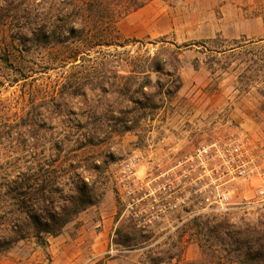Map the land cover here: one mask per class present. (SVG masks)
Masks as SVG:
<instances>
[{
    "label": "rangeland",
    "instance_id": "rangeland-1",
    "mask_svg": "<svg viewBox=\"0 0 264 264\" xmlns=\"http://www.w3.org/2000/svg\"><path fill=\"white\" fill-rule=\"evenodd\" d=\"M123 1L113 0L114 6ZM17 24L15 34L23 27ZM12 34V28L0 27L2 193L19 171L50 153L66 126L86 122L81 114L87 111L55 113L50 121L45 112L52 90L70 74L85 67L94 71L96 63L107 68L100 77L126 74L134 59L148 67L152 62L145 58L171 49L179 51V60L167 68L177 70L182 87L160 108L140 109L144 119L132 132L123 126L120 133L118 109L106 103L102 128L113 136L106 150L114 161L105 196L47 247L21 242L0 264H239L244 259L251 238L264 235V194L258 192L264 185V0H152L119 22L115 45L84 49L85 59L76 63L67 58L65 45L23 49ZM160 78L166 88L177 82ZM134 106L123 104L121 111ZM99 117L93 114L89 121ZM241 134L251 139L262 174L238 183L228 214L182 213L147 228L128 216L117 181L125 162L140 155L141 172L166 168L198 145ZM217 224L224 231H215Z\"/></svg>",
    "mask_w": 264,
    "mask_h": 264
},
{
    "label": "trees",
    "instance_id": "trees-1",
    "mask_svg": "<svg viewBox=\"0 0 264 264\" xmlns=\"http://www.w3.org/2000/svg\"><path fill=\"white\" fill-rule=\"evenodd\" d=\"M150 1L124 0L122 6H114L113 0H0V27L12 28L11 37L23 49L65 45L67 58L76 63L85 59L84 49L93 51L99 46L115 45L119 22ZM17 23L23 24L19 34H15V27L21 25ZM179 55L178 50L171 49L156 53L145 58L152 62L148 67L131 59L133 64L126 74L114 72L108 77L98 75L107 68L96 63L94 71L82 68L54 87L44 106L49 121L55 113L64 117L78 110L87 111L81 114L86 122L64 126L63 137L50 144V153L34 159L26 171H19L9 181L6 192H0V257L21 242L47 247L51 238L61 235L80 214L103 199L114 161L106 150L113 136L102 128L106 103L118 109L115 111L120 114L117 119L122 125L121 134L123 126L124 132L135 131L145 116V112L139 113L140 109L160 108L182 87L177 70L167 68L173 59L179 60ZM153 74L158 76L155 81ZM161 75L176 77L177 82L166 88ZM123 104L135 106L121 111ZM90 113L100 115L99 119L90 122ZM33 126L34 122L28 123V127ZM215 228L224 231L222 224ZM251 243L243 254L245 260H239V264H264V235L253 236Z\"/></svg>",
    "mask_w": 264,
    "mask_h": 264
},
{
    "label": "built area",
    "instance_id": "built-area-1",
    "mask_svg": "<svg viewBox=\"0 0 264 264\" xmlns=\"http://www.w3.org/2000/svg\"><path fill=\"white\" fill-rule=\"evenodd\" d=\"M142 156L122 165L117 178L128 216L147 228L182 213L226 215L240 181L260 176L251 139L220 138L182 154L166 168L141 172ZM264 194V185L258 188Z\"/></svg>",
    "mask_w": 264,
    "mask_h": 264
}]
</instances>
